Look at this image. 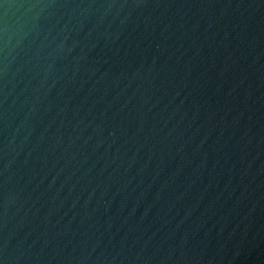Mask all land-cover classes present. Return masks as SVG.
Segmentation results:
<instances>
[{
	"label": "water",
	"instance_id": "water-1",
	"mask_svg": "<svg viewBox=\"0 0 264 264\" xmlns=\"http://www.w3.org/2000/svg\"><path fill=\"white\" fill-rule=\"evenodd\" d=\"M0 264H264V0H0Z\"/></svg>",
	"mask_w": 264,
	"mask_h": 264
}]
</instances>
